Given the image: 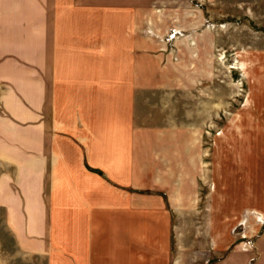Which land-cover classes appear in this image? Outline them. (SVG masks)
I'll list each match as a JSON object with an SVG mask.
<instances>
[{"label":"crops","instance_id":"crops-1","mask_svg":"<svg viewBox=\"0 0 264 264\" xmlns=\"http://www.w3.org/2000/svg\"><path fill=\"white\" fill-rule=\"evenodd\" d=\"M188 1L0 0V212L22 253L49 264H264V232L254 259L183 244L182 134L134 123L137 92L181 61L180 45L175 62L155 48Z\"/></svg>","mask_w":264,"mask_h":264},{"label":"rangeland","instance_id":"rangeland-1","mask_svg":"<svg viewBox=\"0 0 264 264\" xmlns=\"http://www.w3.org/2000/svg\"><path fill=\"white\" fill-rule=\"evenodd\" d=\"M182 11L155 48L173 59L180 45L181 61L162 65L157 86L137 92L134 123L182 134L184 200L192 202L174 218L183 244L225 248L217 256L238 247L254 259L264 232V0H189ZM0 264H49L20 251L1 212Z\"/></svg>","mask_w":264,"mask_h":264},{"label":"built area","instance_id":"built-area-1","mask_svg":"<svg viewBox=\"0 0 264 264\" xmlns=\"http://www.w3.org/2000/svg\"><path fill=\"white\" fill-rule=\"evenodd\" d=\"M264 224V222H262V225Z\"/></svg>","mask_w":264,"mask_h":264}]
</instances>
